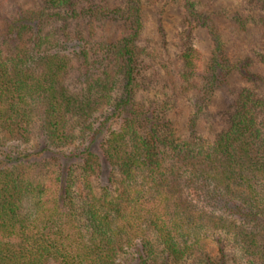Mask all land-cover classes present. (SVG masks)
<instances>
[{
	"label": "trees",
	"instance_id": "16d2710c",
	"mask_svg": "<svg viewBox=\"0 0 264 264\" xmlns=\"http://www.w3.org/2000/svg\"><path fill=\"white\" fill-rule=\"evenodd\" d=\"M175 1L205 68L151 43L158 0H0V264H264V0L230 58Z\"/></svg>",
	"mask_w": 264,
	"mask_h": 264
},
{
	"label": "rangeland",
	"instance_id": "374dc122",
	"mask_svg": "<svg viewBox=\"0 0 264 264\" xmlns=\"http://www.w3.org/2000/svg\"><path fill=\"white\" fill-rule=\"evenodd\" d=\"M34 5L37 0H23ZM195 10L200 15H208L225 43L226 56H242L246 48L253 45L254 39L259 37L263 25L258 21L259 16L252 19L246 10L242 0H191ZM144 14L147 21V37L151 43H159L168 49H174L176 45L189 42L200 51L204 68L210 63L213 56L214 45L208 32L189 22L184 4L175 0H158L155 7H145ZM240 80L232 76L228 78V89H221L210 103V111L218 113L226 105L225 98L231 97L229 90H236L240 86ZM225 93V98L222 93ZM189 113L181 116L185 123ZM205 120L200 117L198 130L204 128ZM182 123V124H183ZM182 126V125H181ZM118 126H116L117 128ZM103 141V140H100ZM97 155L98 152L95 150ZM99 155V154H98Z\"/></svg>",
	"mask_w": 264,
	"mask_h": 264
}]
</instances>
